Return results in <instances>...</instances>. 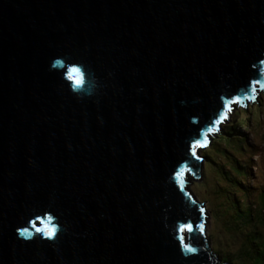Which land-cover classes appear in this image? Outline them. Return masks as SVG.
<instances>
[{
	"label": "water",
	"instance_id": "obj_1",
	"mask_svg": "<svg viewBox=\"0 0 264 264\" xmlns=\"http://www.w3.org/2000/svg\"><path fill=\"white\" fill-rule=\"evenodd\" d=\"M263 64L264 0H0V264H222L181 174Z\"/></svg>",
	"mask_w": 264,
	"mask_h": 264
},
{
	"label": "rangeland",
	"instance_id": "obj_2",
	"mask_svg": "<svg viewBox=\"0 0 264 264\" xmlns=\"http://www.w3.org/2000/svg\"><path fill=\"white\" fill-rule=\"evenodd\" d=\"M257 96L258 97H255L254 99L255 102H251V101L248 102L247 100H244V103L245 105H247V108L249 107L248 105L252 103L251 105L253 106L252 108L254 109L253 112L258 114L259 116V119L256 120L253 124L247 123L245 125L247 132L244 134H245L246 139L248 140L247 144L251 146L254 150H256V155H257L251 159L252 165H254L255 168L252 166H249V169L247 170V174L249 175V178H251V180L248 183L249 188L244 189L246 196L243 197V200H242V203L244 202L243 205L246 206V210H254V208L257 206V203H258L257 196H258V193L260 192L258 191V188L259 186L264 185V94H262V92L259 91L257 92ZM237 106L238 105L234 106L233 111L231 112V114H229V117H230V118L228 117L229 120L224 125L226 126L230 125L232 123V120L234 121V123L235 121L239 120L240 117L238 114L236 118H233L234 114H236L237 112ZM210 138L212 137L210 136ZM216 140H218V138L212 140L213 145H214V141ZM220 140H221L220 144L222 145V147L226 146L228 148L229 146H232L231 142H227L225 138L220 139ZM233 144L237 145V142ZM214 150H215V154H217L216 151L218 152V150L216 148ZM195 154H198L196 155L197 157H202V155L206 156L209 154V148L207 149L198 148ZM211 157L213 159L215 158V156H213L212 154H211ZM204 161L202 160L200 162V164L203 162V166L201 167V169L199 167V171L202 172L201 181L191 182V180H188V182L189 184H191L190 188L196 200H198V202L204 203L206 207L208 208L207 209L208 212L205 211L206 231H205V235L203 236L205 237L206 240L208 238L209 246H211V248L215 252H217L218 255H220L222 259H224L227 252L228 254L233 253L241 249L242 248L241 246L243 244L248 246L250 243L255 242L257 240H259L260 243L262 244L264 239L259 238L258 235H255V238H254L252 236L251 228H248L245 222L243 223V234L242 235H238V234H234L230 232V230L228 229L230 225L227 222L231 221L230 216L232 214V208L225 201L226 200L230 201L231 191L228 192V189L225 188L227 182L224 179H222L217 168L213 166L211 160L209 161L208 159L205 158ZM228 178H229V181L232 180V177L230 175H228ZM249 178L247 176V181H249ZM257 184L259 186H257ZM223 187L226 190H223L224 189ZM241 206L242 204L238 206L239 208L237 209V212L235 213V215L239 217V218L235 217L237 221L239 222H242L241 220L245 218V217H242L244 212ZM248 236L251 237V239H248L247 238ZM253 249L254 248H252V250ZM247 260L248 258L246 259L245 262L247 263L251 262Z\"/></svg>",
	"mask_w": 264,
	"mask_h": 264
},
{
	"label": "trees",
	"instance_id": "obj_3",
	"mask_svg": "<svg viewBox=\"0 0 264 264\" xmlns=\"http://www.w3.org/2000/svg\"><path fill=\"white\" fill-rule=\"evenodd\" d=\"M251 104L252 103L248 105L249 109L247 106H245V108L237 107V112L234 114L233 118H236L238 114L240 117L239 120L235 121V123L232 120L230 125H224L221 127L222 134L218 136V140L214 141V147L218 150V152L216 151L217 154H215L214 148L213 150L209 151V154L206 155L205 158L209 161L211 160L213 166L217 168L222 179L227 182L225 188L228 189V192L231 191L230 201H225L232 208L231 216L229 214L231 221L227 222L230 225L228 227L230 232L242 235L243 223L245 222L246 226L251 228L252 236L254 238L255 235H258L259 238L264 239V187L261 186L258 188V191L260 192L258 193V203L254 210H246V206L243 205L244 202L242 203L243 197L246 196L244 189L249 188L248 183L251 180L247 174L250 151L249 148L246 147L245 141H243L245 140L244 131L247 132L245 125L247 123L253 124L259 119L258 114L253 112L254 109L252 108L253 106ZM224 138L227 140V142H231L232 146H229L228 148L226 146L222 147L220 144V139ZM235 142H237V145L233 144ZM211 154L215 156L214 159L211 157ZM242 164H245L246 166L245 172L243 170ZM228 175L232 177L231 181H229ZM247 176L249 181H247ZM225 188L223 190H226ZM201 204L206 207L204 203ZM240 204H242L241 208L244 212L242 217H245L244 219L242 218V222L237 221L235 218L238 217L235 215V213L237 212V209L239 208L238 206ZM247 238L251 239L249 236ZM199 242L202 243L203 246H206L213 255L218 257L222 264H264V240L262 244L259 240L252 242L249 245L247 244L248 246L243 244L241 249L229 254L227 252L224 259H222L220 255H218V253L215 252L211 246H209V241H207L205 237H202ZM252 248L255 250H252ZM247 258V261L251 262H245Z\"/></svg>",
	"mask_w": 264,
	"mask_h": 264
},
{
	"label": "snow or ice",
	"instance_id": "obj_4",
	"mask_svg": "<svg viewBox=\"0 0 264 264\" xmlns=\"http://www.w3.org/2000/svg\"><path fill=\"white\" fill-rule=\"evenodd\" d=\"M71 72H75L76 70L75 69H70ZM225 107H227V105H225ZM220 121H217V123H219ZM198 146H202V145H198L197 143H193V145H191L192 148H196ZM193 155L195 156V152H193ZM201 211H203L201 209Z\"/></svg>",
	"mask_w": 264,
	"mask_h": 264
},
{
	"label": "clouds",
	"instance_id": "obj_5",
	"mask_svg": "<svg viewBox=\"0 0 264 264\" xmlns=\"http://www.w3.org/2000/svg\"><path fill=\"white\" fill-rule=\"evenodd\" d=\"M207 209V208H206ZM208 212V211H207ZM218 258V257H217ZM219 259V258H218Z\"/></svg>",
	"mask_w": 264,
	"mask_h": 264
}]
</instances>
